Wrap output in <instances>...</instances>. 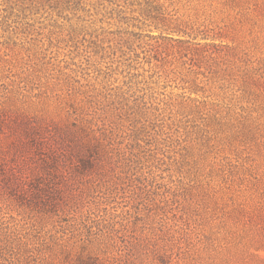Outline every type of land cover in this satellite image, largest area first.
<instances>
[{
    "label": "rangeland",
    "instance_id": "374dc122",
    "mask_svg": "<svg viewBox=\"0 0 264 264\" xmlns=\"http://www.w3.org/2000/svg\"><path fill=\"white\" fill-rule=\"evenodd\" d=\"M0 233L4 264H264V0H0Z\"/></svg>",
    "mask_w": 264,
    "mask_h": 264
},
{
    "label": "trees",
    "instance_id": "16d2710c",
    "mask_svg": "<svg viewBox=\"0 0 264 264\" xmlns=\"http://www.w3.org/2000/svg\"><path fill=\"white\" fill-rule=\"evenodd\" d=\"M11 233L6 235V233L3 235L2 233H0V263H5L2 261L8 260L7 256L10 253V248L13 247V242L16 240L18 241H22V239L17 236V234H14V236L12 235L13 240H11ZM28 236V235H26ZM19 243V242H18ZM24 244H26V242H24ZM23 243H19L18 246L21 247L22 245H24ZM19 253H21V251L18 250V252L16 253L17 255H19ZM21 257V256H20ZM21 260V259H20Z\"/></svg>",
    "mask_w": 264,
    "mask_h": 264
}]
</instances>
